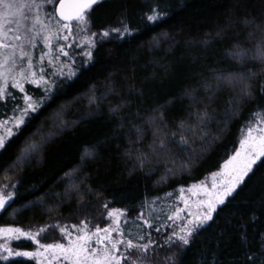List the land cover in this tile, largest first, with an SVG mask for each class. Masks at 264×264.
I'll return each instance as SVG.
<instances>
[{
	"label": "trees",
	"instance_id": "1",
	"mask_svg": "<svg viewBox=\"0 0 264 264\" xmlns=\"http://www.w3.org/2000/svg\"><path fill=\"white\" fill-rule=\"evenodd\" d=\"M156 5L168 15L148 23L145 14ZM253 16L264 21V0H103L94 6L90 28L97 33V43L92 60L81 59L75 76L52 79L56 84L51 98L14 132L0 156V183L11 185L13 194L0 212V225L47 228L59 224L75 232L69 225H79L85 217L90 225L107 224L105 201L111 202L109 208L129 209L127 215L133 219L146 198L159 197L154 207L162 218L174 206L181 207L183 201L173 199L179 197L181 186L186 197L196 199L188 196L187 189L200 181L209 185L210 174L219 171L237 149L246 123L255 122L257 111L264 113V65L251 59L241 63L230 55L237 43L248 48L256 43L249 37L253 29L242 23ZM121 20L135 29L132 35L101 38L103 30L119 27ZM217 73L250 77L253 97L241 100L239 85L229 88L222 84L217 90ZM206 83L215 92L211 101ZM25 90L34 97L41 95L30 85ZM191 90H195V99L188 94ZM8 92L11 95L0 101V119L24 106L23 94ZM230 98L240 108L235 115L227 111ZM205 104L213 115L205 129L207 136H193L196 113ZM174 132L195 141L191 143L194 153L171 142ZM165 135L169 152L157 153L150 146ZM32 143L40 146L38 151L15 167L17 158ZM85 149L93 155L85 156ZM141 153L148 156L143 167L138 160ZM185 161L188 166L182 167ZM66 173L75 179L70 181ZM229 200L187 248L174 247L175 264H246L248 255H264L260 248L264 166L255 167ZM176 222L167 221L171 228L159 233L149 229L158 242L154 248L169 249L165 237L179 228ZM57 228H48L41 236L62 235ZM242 234L247 237L246 245ZM31 243L14 244L23 249ZM0 264L33 262L13 258Z\"/></svg>",
	"mask_w": 264,
	"mask_h": 264
},
{
	"label": "snow or ice",
	"instance_id": "2",
	"mask_svg": "<svg viewBox=\"0 0 264 264\" xmlns=\"http://www.w3.org/2000/svg\"><path fill=\"white\" fill-rule=\"evenodd\" d=\"M58 3V8L54 12L47 11L48 6H54ZM103 0H0V100L6 99L11 93L8 92V84L24 93V106H17L14 109V115L9 120H0V156L7 151V145L11 143L10 137L14 136L13 129L19 132L22 126L26 125V120L31 119V114L36 113L42 104L51 98V92L56 84L55 80L48 79L51 76H75L76 71L72 64L60 60V55L68 57L72 63V57L66 48H71L72 44L58 43L59 41H68L75 39L73 33V21L76 22L75 28L79 32L86 33L82 38V43L77 45L84 48L81 56L87 57L88 61L93 58L92 49L95 48L97 33L92 32L90 28V14L94 6L100 5ZM58 12L59 18L54 14ZM167 11L156 5L150 12L145 14L144 19L148 23L155 24L165 16ZM245 28H252L249 33L250 38H255L256 43L252 48L237 43L231 50L230 55L233 59L241 63L248 59L258 60L264 65V21H257L256 17H245L242 21ZM134 28L130 27L126 21L121 20L119 27H112L103 30L101 38H109L115 34L118 38L125 35H132ZM260 35L257 37L256 33ZM38 40L41 41L47 51L41 49L35 64L33 61V50L38 47ZM56 47L54 54L53 48ZM47 60V65H45ZM47 66L56 69L53 73H48ZM67 70V71H66ZM261 71H264L262 67ZM256 73L253 72L252 76ZM215 88L220 89L221 85L229 88L240 86V99L253 97L250 77H245L243 73H217ZM25 83H30L42 87L44 96L34 98L25 90ZM205 90L210 92L209 101L215 97L211 84L204 85ZM264 92V88H261ZM189 95L195 99V90H191ZM15 98V97H13ZM93 99H95L93 97ZM228 110L233 115L240 111L235 98H230ZM209 104H205L203 111H197V128L193 130V136L199 133L202 137L207 136L205 129L208 122L213 119L212 112L209 110ZM18 113V114H17ZM255 122L249 120L242 129V138L239 142V149L235 154L224 161L223 167L219 171L210 174V186L206 181L192 184L187 191L191 196L196 197L190 201L184 195L183 186L179 189V197H173V193H168L173 199L179 198L183 201L184 207L174 206L170 214L165 217L155 214V201L145 199L140 204L139 214L129 219L127 208H109L110 201H105L103 208L107 211V218L111 220L105 227L101 228L99 224L89 225L91 221L85 217L79 225H71L76 230L74 234L68 226L59 224L49 225L47 228H40L36 233L23 231L20 228L0 227V236L8 240H20L22 237L34 241L39 247L35 251H14L7 243L0 244V251L7 252L8 255H0V259L7 260L9 256H26L37 260V264H153L152 253L155 251L154 245L158 242L152 238V232L149 229L159 233L164 228H171L167 221H180L178 229H173L165 237V244L172 248L179 245L180 249L187 248L193 236L203 228L209 221L214 219V214L218 212L220 206L230 202L229 198L237 192V189L246 182V178L254 172L257 166H264V113L257 111L254 113ZM161 119L162 114H161ZM231 119V117H229ZM154 122V121H153ZM183 123L181 128H183ZM159 132L160 129L157 128ZM138 134L143 135L140 129ZM172 143L178 144L182 149L194 153L191 148V140L183 133L177 135L172 133ZM169 141L165 135L153 142L150 147L157 153L169 152ZM36 143L25 147L20 157L17 158L15 167H20L22 163L29 159L39 149ZM85 156H92L90 149H85ZM139 165L143 167L148 162L147 154L141 153L138 156ZM259 162V164H258ZM188 166L185 161L182 167ZM169 171H172L171 169ZM69 180L75 178L66 173ZM13 194H5L0 191V211L5 210V206L12 199ZM194 206V210L193 209ZM187 210V216H183ZM163 212V209L159 210ZM59 228L60 233L67 239V243L53 242L41 243L38 239L41 233H46L48 228ZM113 233H116L113 236ZM241 240L246 245L247 237L241 235ZM260 248L264 250V237L261 239ZM177 253L173 252L171 256L166 257L168 264H175ZM247 262L251 264H264V255L252 253L247 256Z\"/></svg>",
	"mask_w": 264,
	"mask_h": 264
},
{
	"label": "rangeland",
	"instance_id": "3",
	"mask_svg": "<svg viewBox=\"0 0 264 264\" xmlns=\"http://www.w3.org/2000/svg\"><path fill=\"white\" fill-rule=\"evenodd\" d=\"M54 7H56V6H55V5H54V6H51V5L48 6V7H47V11H49V12H54V9H55ZM54 14L56 15V12H55ZM75 24H76V23L73 22V25H74L73 33H74V37H75V39L73 40V39L70 38L68 41H63V40H61V41H59L58 43L72 44V47H71V48H66V51L69 52V56L72 57V60H74L75 63H72V61H70L68 57H65V56H63V55H60V60H61V61H66V62H68V63H71V64H72V68H73L75 71H77L78 69L81 68L80 65H77V64H79L80 62H82L83 58L85 59V62H88V59H87V57H83V56L80 55V53H82V52L84 51V48L77 46V45H79V44L82 43V38L85 36V35H83V34H85V33L79 32V30H78L77 28H75ZM37 43H38V47H37V49L33 50V52H34V55H33V61H34V64H35L36 60L38 59L39 51H40L41 49H43V51H47V48L44 47V45H43V43H42L41 41L38 40ZM53 51H54V54H59L58 52H56V47H55V45H54ZM81 59H82V60H81ZM45 65H47V60H45ZM47 71H48V73H53V72L56 71V69L53 68V67H51V66H47ZM66 71H67V70H66ZM61 77H64V78H66V79L68 78L67 76H51V75H50V76L48 77V79H55V78L60 79ZM27 85H30L32 88H34V89H36L38 92H40L41 95H40L39 97L45 95V93H44L42 87H38L37 85L30 84V83H25L24 87H26ZM8 89H12V90H15V91H16V90L19 91V89H17V88H15V87L12 86L11 82H9V84H8ZM19 92H20V91H19ZM20 93H21V92H20ZM21 94H23V95H22V104L24 105V100H23L24 93H21ZM28 94L30 95V93H28ZM33 97H34V96H33ZM34 98H38V97H34ZM0 101H3V100H0ZM22 107H23V106H22ZM17 114H18V113H17ZM3 116H4V117H3L2 119H0V120H9V118L12 117L13 115H10V114L7 115V114H6V115H3ZM0 131H3V130L0 129ZM13 131L16 132L15 129H13ZM241 138H242V136L240 137V139H241ZM238 149H239V143H238V146H237V149H236V150H238ZM234 154H235V150L233 151L232 155H234ZM232 155H231V156H232ZM222 167H223V166H222ZM209 185H210V184H209ZM0 191H3L5 194H7V193H11V192H12V187H11V185L7 186V185H3V184L0 183ZM188 196H191V193L188 194ZM189 199H190V201H194V200H195V198H189ZM5 207H6V206H5ZM181 207H184V205L182 204ZM192 210H194V206H193V209H192ZM0 212H2V211H0ZM97 213H99V212H97ZM182 215H183V216H187V210L185 211V213H182ZM97 218H98V217H97ZM104 218H105V216H104ZM93 219H96V216L93 217ZM96 221H97V220H96ZM96 221H95V222H96ZM104 222H105V221H104ZM104 222H103V223H104ZM106 223H107V224H108V223H111V220L109 219ZM176 223L180 224L181 222H180V221H177ZM96 224H99V223H95V225H96ZM107 224H106V225H107ZM99 225H100L101 228H103V227L106 226V225L103 226L102 223H100ZM69 226H71V225H69ZM92 226H93V225H89L90 228H91ZM0 227H13V228H20V229H22L23 231H30V232H32V233H36V232L40 229L38 226H35V225H33L32 227H30V226H28V225H25V226H22V227L15 226V225H0ZM44 228H45V227H44ZM57 229H58V228H57ZM73 233L75 234L76 231L73 232ZM42 234H44V233H41L40 236L38 237V239L41 240V243H45V244H47V243H53V242L67 243V239L64 238L62 235H58L57 233H56V234H53V235H51V236H46V237H47L46 239H45L44 236H41ZM115 235H116V233H113V236H115ZM56 236H57V237H56ZM55 237H56V238H55ZM58 238H59V239H58ZM42 239H43V240H42ZM44 239H45V240H44ZM54 239H57V240L55 241ZM22 240L32 242V243H31L32 245L30 246V248H23V249H21V248L16 247V245H15L14 243H17V242L22 241ZM4 243H7V245H8L9 247H11L14 251H29V252H31V251H35V250L39 247L34 241L29 240V239L24 238V237H22L20 240H15V239H13V240H8L6 237H4V236H0V244H4ZM175 246H176V245H175ZM175 246H173L172 248L166 249V250H160V249H161L160 247L155 248V251L152 253L153 264H168V262L166 261L165 258L168 257V256H171L173 252H176V250L174 249ZM159 248H160V249H159ZM164 251H166V253H164ZM168 253H169V254H168ZM0 255L7 256L8 253H7V252H2V251H0ZM13 258H14V259L19 258V259H21V260H22L23 258H26V259H28V260H31V261L33 262V264H37V260H36V259H32V258H29V257H26V256H15V255L9 256V258H8L7 260L0 259V262H1V261L12 260Z\"/></svg>",
	"mask_w": 264,
	"mask_h": 264
},
{
	"label": "water",
	"instance_id": "4",
	"mask_svg": "<svg viewBox=\"0 0 264 264\" xmlns=\"http://www.w3.org/2000/svg\"><path fill=\"white\" fill-rule=\"evenodd\" d=\"M56 8H58V3H57ZM56 16H57V18H59V16H58V12H56ZM73 22H75V21H73Z\"/></svg>",
	"mask_w": 264,
	"mask_h": 264
},
{
	"label": "flooded vegetation",
	"instance_id": "5",
	"mask_svg": "<svg viewBox=\"0 0 264 264\" xmlns=\"http://www.w3.org/2000/svg\"><path fill=\"white\" fill-rule=\"evenodd\" d=\"M57 6V5H56Z\"/></svg>",
	"mask_w": 264,
	"mask_h": 264
}]
</instances>
